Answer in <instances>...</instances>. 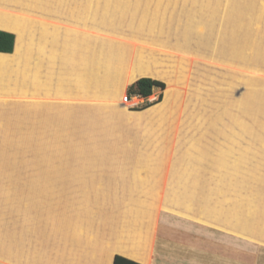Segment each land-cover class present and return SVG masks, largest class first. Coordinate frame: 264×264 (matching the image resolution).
<instances>
[{"label": "rangeland", "instance_id": "obj_1", "mask_svg": "<svg viewBox=\"0 0 264 264\" xmlns=\"http://www.w3.org/2000/svg\"><path fill=\"white\" fill-rule=\"evenodd\" d=\"M38 18L130 42L174 90L125 103L133 62L116 103L0 90V264H264V0H0Z\"/></svg>", "mask_w": 264, "mask_h": 264}, {"label": "crops", "instance_id": "obj_2", "mask_svg": "<svg viewBox=\"0 0 264 264\" xmlns=\"http://www.w3.org/2000/svg\"><path fill=\"white\" fill-rule=\"evenodd\" d=\"M87 11L88 8L83 11L86 17L87 13H91V11ZM72 12V10H69L71 16ZM91 14H93V11ZM71 18L73 19V17ZM79 20L76 21L79 22ZM26 24L28 25L27 29ZM26 24L23 25L22 30L13 29L8 24H0V30L13 33L16 38L14 54L0 53V90L11 89L16 92L22 88V92L25 94L30 91L32 95L38 96L44 92L55 97H66L76 91H84L89 95L94 91L97 98L106 101L110 99L111 103H116L122 96L119 85L123 77L119 75L121 71L127 73L130 64L134 63L135 66L130 69L133 71L129 78L123 80L124 83L145 77L157 79V72L150 74L148 73L149 70H145L141 66L145 62L144 54L146 51L134 48L126 40L102 39L99 44L96 43L97 46L94 50L91 35L86 31L79 30L77 27L61 30V26L38 18L36 22L37 33L35 35L29 28L31 24L29 22ZM81 24L85 26L87 23L82 21ZM37 34H39L38 39L43 46L35 49L36 39L34 37ZM155 52L156 50L150 48L148 56L154 57ZM35 54L38 56L36 59L34 58ZM42 59L48 61L44 76H42L41 71ZM147 62H151V60H147ZM162 79L166 85L168 84L165 90L164 102L166 104L172 102V99L170 94L167 93L169 83L164 78ZM5 82H13L14 86L12 87V84L6 86ZM142 209L146 211V214L140 217L141 220H136L135 224L137 225L139 222L143 226V220L148 219V225H150L151 207L147 206ZM211 220L220 221L218 217H213ZM138 232L140 233V231ZM130 234L132 236L129 240L135 241L136 236L133 234L136 235V233L131 232ZM260 239L264 240V233ZM118 253L120 256L138 263L149 264V261H145L148 259L147 255H133L125 251H118ZM114 258L111 264H113Z\"/></svg>", "mask_w": 264, "mask_h": 264}, {"label": "trees", "instance_id": "obj_3", "mask_svg": "<svg viewBox=\"0 0 264 264\" xmlns=\"http://www.w3.org/2000/svg\"><path fill=\"white\" fill-rule=\"evenodd\" d=\"M15 34L0 30V53L12 54L15 49ZM166 88L165 84L159 80L152 78H141L133 83L128 88V97H140L142 99H149L155 92L156 89L164 91ZM162 95L159 100L154 104H148L143 106L141 109H147L162 101ZM113 264H141L126 257L117 255L114 258Z\"/></svg>", "mask_w": 264, "mask_h": 264}, {"label": "built area", "instance_id": "obj_4", "mask_svg": "<svg viewBox=\"0 0 264 264\" xmlns=\"http://www.w3.org/2000/svg\"><path fill=\"white\" fill-rule=\"evenodd\" d=\"M130 99H131V102H132L133 100L142 99V98H140V97H133V98H130ZM128 102H129V97L126 96L125 97V103H128Z\"/></svg>", "mask_w": 264, "mask_h": 264}, {"label": "bare ground", "instance_id": "obj_5", "mask_svg": "<svg viewBox=\"0 0 264 264\" xmlns=\"http://www.w3.org/2000/svg\"><path fill=\"white\" fill-rule=\"evenodd\" d=\"M80 81H81V80H80ZM64 84H65V83H64ZM167 85H168V84H167ZM63 86H64V85H63ZM67 87H68V86H67ZM173 90H174V89L171 88V87L169 86V88H168V90H167V93L171 95V94L173 93Z\"/></svg>", "mask_w": 264, "mask_h": 264}, {"label": "water", "instance_id": "obj_6", "mask_svg": "<svg viewBox=\"0 0 264 264\" xmlns=\"http://www.w3.org/2000/svg\"><path fill=\"white\" fill-rule=\"evenodd\" d=\"M16 45V44H15ZM146 78H148V77H146ZM141 79V78H140ZM153 79V78H152ZM139 80V79H138Z\"/></svg>", "mask_w": 264, "mask_h": 264}]
</instances>
